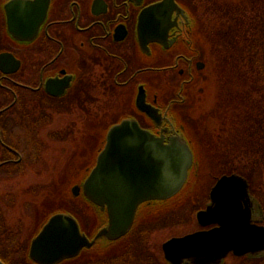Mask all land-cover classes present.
I'll list each match as a JSON object with an SVG mask.
<instances>
[{
  "label": "flooded vegetation",
  "instance_id": "1",
  "mask_svg": "<svg viewBox=\"0 0 264 264\" xmlns=\"http://www.w3.org/2000/svg\"><path fill=\"white\" fill-rule=\"evenodd\" d=\"M10 1L0 0V260L3 263L5 180L25 160L23 150L35 151L37 156L42 150L52 149L58 143L47 136L56 129L58 119L70 116L72 125L71 116L85 117L91 108L100 117L113 118L106 132L123 118H134L143 128L157 136L164 135L165 139L180 134L192 147L188 135H192L193 123L189 119L195 121L197 116L191 103L197 91L204 89L196 87L207 82L203 72L209 65L203 46L206 36L201 18L203 0H166L159 11L149 13L152 11L149 10L145 16L144 10L164 0H20L12 5L14 8H8ZM140 18H149L151 27L154 18L159 20L158 37L150 38L151 33L140 35ZM231 32L232 28L221 27L215 41L210 37V50L215 43L217 53H230L225 40H229ZM139 94L146 104L157 108L160 114L157 119L139 109L136 103ZM122 103L124 114L118 117L115 111ZM64 131L66 139L69 138L72 131L68 127ZM89 170L90 167L81 182ZM191 178L205 186L201 174H191ZM212 178L215 181L211 187L218 176ZM245 178L249 197L241 203L249 209L252 223L263 224L264 202L252 190L249 178ZM169 200L144 202L137 214L141 207L160 203L161 207L153 212L163 216ZM212 226L215 225H199L195 230ZM101 247L93 245L84 251L92 256ZM68 261L72 260L59 264Z\"/></svg>",
  "mask_w": 264,
  "mask_h": 264
},
{
  "label": "rangeland",
  "instance_id": "2",
  "mask_svg": "<svg viewBox=\"0 0 264 264\" xmlns=\"http://www.w3.org/2000/svg\"><path fill=\"white\" fill-rule=\"evenodd\" d=\"M214 1L203 0L201 3L202 29L206 34L203 46L209 62L203 75L208 80L196 87L204 86V89L202 92L196 89L197 94L191 104L197 117L195 121L189 119L193 123L190 136L195 139L192 147L197 151L196 159L199 164L202 161L206 166L209 164L204 166L201 174L202 185H205L199 193L202 198L198 195L195 200L177 199L193 189L195 183L191 178L183 194L180 193L176 200H170L166 205L168 210H179L162 217L153 212L161 207L160 203L141 207L135 221V225L139 222L140 237L133 236L131 241L135 244L141 239L140 246L145 255L129 264H152L153 261L165 264L162 242L169 236L182 235L199 227L195 213L209 201L208 192L215 181L212 175L233 172L228 169L231 164L233 167L242 166L241 170L247 173L245 176L249 178L252 190L264 202V162L261 161L264 150V135H261L264 131V75H257V70L251 66L254 59L262 65L264 62V0H216L213 4ZM221 27L232 28L233 31L229 40H225L230 48L228 54L217 53L215 43L210 50V37L215 41ZM248 92V100L256 110L246 111L245 118L239 117L237 113L243 111L239 100L245 99ZM121 97L124 98L123 95ZM124 107L122 103L120 109H116L118 117L123 116ZM62 118L47 136L58 144L50 150L38 152L37 156L35 151L23 150L25 160L5 180L4 253L10 264H23L29 240L51 213H72L82 230L89 235L96 231L101 221L97 211L82 195L70 193V186L80 182L94 163L113 118L100 117L94 108L85 117L71 116L72 125L70 116ZM65 127L72 131L67 139L66 131L62 133ZM255 148L261 149L255 153L259 159L253 158V154H246L247 150ZM256 161L258 163L254 164ZM141 212L143 215H140ZM151 218L154 219L149 220ZM102 254L90 256L82 251L78 258L65 264H121ZM257 259L230 255L226 257L225 264H264V255Z\"/></svg>",
  "mask_w": 264,
  "mask_h": 264
},
{
  "label": "water",
  "instance_id": "3",
  "mask_svg": "<svg viewBox=\"0 0 264 264\" xmlns=\"http://www.w3.org/2000/svg\"><path fill=\"white\" fill-rule=\"evenodd\" d=\"M20 0L10 1L14 8ZM166 0L142 12L146 15L165 6ZM140 18V35L158 37L159 20ZM139 109L150 117L160 116L157 108L146 104L140 94ZM194 163L188 140L180 134L157 136L139 124L137 119L123 118L112 125L88 175L72 187L74 195L83 193L108 221L90 239L81 232L75 217L57 212L51 215L31 239L28 255L38 264H55L76 256L97 239L116 240L126 235L133 225L138 206L151 200H167L185 185ZM210 201L198 210L201 226L215 225L181 236H172L162 243L164 258L170 264H221L228 253L236 256L264 253V225L251 222L249 209L242 200L249 197L246 178L223 174L210 190ZM0 264H4L0 260Z\"/></svg>",
  "mask_w": 264,
  "mask_h": 264
},
{
  "label": "trees",
  "instance_id": "4",
  "mask_svg": "<svg viewBox=\"0 0 264 264\" xmlns=\"http://www.w3.org/2000/svg\"><path fill=\"white\" fill-rule=\"evenodd\" d=\"M249 60V59H248ZM251 66H254L253 68L255 69V70H257V75H259V73L262 75L263 74V71H264V62H263V65L262 64H260V61L258 60H256V59H254L253 61L251 60ZM256 67V68H255ZM227 70H229V68H227ZM221 71V70H220ZM221 73H223L222 71H221ZM249 93L250 92H248L247 94H248V96H246V94H245V99H243V100H239V102H240V104L243 106V111H240V113H237V116H239V117H243V118H245V112L247 111V112H252V111H255L256 109L252 106V104L249 102V100H248V98H249ZM235 102H237V100L235 101ZM198 118H200V117H198ZM202 118V117H201ZM200 118V119H201ZM203 119V118H202ZM261 128H262V126L260 125V130H261ZM260 130H259V132H260ZM258 132V133H259ZM261 135H264V131L262 132V134ZM260 135V136H261ZM264 139V138H263ZM264 149V148H263ZM261 149H258V148H255V149H250V150H247L246 151V154H250V156L252 155L253 156V158L254 157H256V155H255V153H257V152H259ZM262 154V156H261V161L262 162H264V150H263V153H261ZM256 158H258V157H256ZM235 159V158H234ZM259 159V158H258ZM232 162V161H231ZM234 162H235V160H234ZM240 162H241V160H240ZM250 163H251V161H250ZM258 162L256 161V162H254V164H257ZM203 164V161H202V163L200 164V167H201V172H203L205 169H204V165H202ZM224 165H225V163H223ZM207 166H209V164L207 163ZM206 165H205V167H207ZM235 167H233L232 166V164L230 165V166H228V169L230 168V170H235L236 172H238V173H242V175L244 174V176L247 174H245V172H243L242 170H241V167L242 166H240V167H236V165H234ZM222 169H225V168H223L222 167ZM227 168L225 169V170H228ZM200 185H198L196 188H195V191L194 192H190L189 194H188V196L186 197L187 199H193V200H195L196 199V197H198L199 198V196L198 195H200L199 193L202 191V188H201V190H200ZM192 196H194L193 198H192ZM200 197H201V195H200ZM202 198V197H201ZM198 202V201H197ZM196 206V204L194 205V207ZM176 210H179V209H169L168 210V208H167V212H165V214L164 215H166V214H171L172 212H174V211H176ZM186 211H188V209H186ZM103 215V217H104V219H105V221H106V215H105V213L104 214H102ZM163 215V216H164ZM162 216V217H163ZM98 217H99V219L102 217L101 216V214H98ZM154 219V218H153ZM152 218L151 219H149V220H153ZM138 225L130 232V233H128L125 237H123V238H121V239H119V240H116V241H106V243H104L103 245H102V247H101V249H99V250H96L95 251V254L96 255H99V254H102V255H105V256H107L108 257V259H110V260H113V261H115V262H119V263H121V264H129V263H133V262H135V261H137V259H142L141 257H143L144 255H145V252L143 251V247H141L140 246V244H141V239L140 240H137L136 242L137 243H135L134 244V242H132L131 240V238H134L133 236H138ZM138 237H140V236H138ZM94 255V254H93ZM27 256L24 258V260H22L23 261V264H30V263H28V260H27ZM248 259H251V260H258V259H256V258H250V257H248ZM153 261V260H152ZM144 262V261H143ZM5 263L6 264H10V263H8L7 261H6V259H5ZM145 263V262H144ZM151 263V262H150ZM157 264V262L156 261H153V263L152 264ZM165 264H168V263H166L165 262ZM223 264H225V263H223Z\"/></svg>",
  "mask_w": 264,
  "mask_h": 264
},
{
  "label": "bare ground",
  "instance_id": "5",
  "mask_svg": "<svg viewBox=\"0 0 264 264\" xmlns=\"http://www.w3.org/2000/svg\"><path fill=\"white\" fill-rule=\"evenodd\" d=\"M202 165H204L205 166V164L203 163ZM194 168H195V165L193 166Z\"/></svg>",
  "mask_w": 264,
  "mask_h": 264
}]
</instances>
